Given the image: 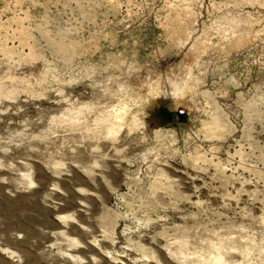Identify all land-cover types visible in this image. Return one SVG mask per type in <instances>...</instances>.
I'll return each mask as SVG.
<instances>
[{
  "label": "rangeland",
  "instance_id": "obj_1",
  "mask_svg": "<svg viewBox=\"0 0 264 264\" xmlns=\"http://www.w3.org/2000/svg\"><path fill=\"white\" fill-rule=\"evenodd\" d=\"M0 264H264V0H0Z\"/></svg>",
  "mask_w": 264,
  "mask_h": 264
}]
</instances>
